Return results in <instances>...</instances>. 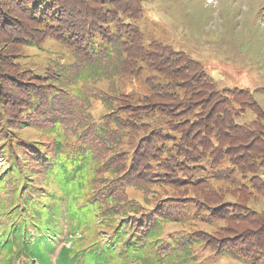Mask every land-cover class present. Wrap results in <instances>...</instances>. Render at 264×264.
<instances>
[{
	"label": "trees",
	"instance_id": "1",
	"mask_svg": "<svg viewBox=\"0 0 264 264\" xmlns=\"http://www.w3.org/2000/svg\"><path fill=\"white\" fill-rule=\"evenodd\" d=\"M143 16L0 0V264H264V110Z\"/></svg>",
	"mask_w": 264,
	"mask_h": 264
},
{
	"label": "rangeland",
	"instance_id": "2",
	"mask_svg": "<svg viewBox=\"0 0 264 264\" xmlns=\"http://www.w3.org/2000/svg\"><path fill=\"white\" fill-rule=\"evenodd\" d=\"M143 10L137 27L144 34L198 60L218 88L250 90L264 110V0H143ZM61 51L48 43L24 50L23 62L37 67ZM108 85L100 80L95 86L105 91ZM251 207L263 211L264 198Z\"/></svg>",
	"mask_w": 264,
	"mask_h": 264
}]
</instances>
